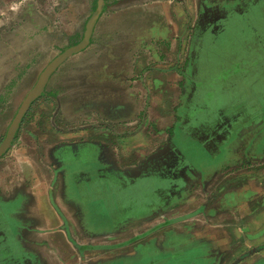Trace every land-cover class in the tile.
I'll return each instance as SVG.
<instances>
[{
	"label": "rangeland",
	"instance_id": "1",
	"mask_svg": "<svg viewBox=\"0 0 264 264\" xmlns=\"http://www.w3.org/2000/svg\"><path fill=\"white\" fill-rule=\"evenodd\" d=\"M193 1L0 0V144L41 72L64 50L82 41L99 10L87 43L55 67L37 101L36 113L26 115L17 136L0 155L1 196L11 194V187L23 198L17 215L22 221H11L10 208L0 211L5 215L2 244L10 249L14 264H240L243 259L242 264H264V157H233L227 163L215 164L225 157L211 159L206 154L203 142L212 123L203 124L204 117L194 126L202 147L195 138H186L177 130L172 139L176 154H164L166 162L172 159L176 164L164 165L160 173L152 168L150 172L140 170L145 153L170 135V130L158 133L159 127L151 122L133 123L125 132L118 130L117 135L103 140L118 153L113 167L126 166L132 169L130 174L127 170H101L105 176L90 174L88 180L83 163L90 158L68 153L61 162L62 173L46 174L40 164L35 166L34 152L46 149L47 140L55 143L68 138L73 142L81 133L78 126L87 121L92 110L83 109L93 103L94 86H105L104 76L129 66L138 73L147 61L149 65L160 64V68L182 66V50L188 46L184 41L190 37L188 10ZM163 9L166 13L174 10L177 20L164 15ZM217 55L246 60L245 53L227 46V37L218 44ZM156 56L160 63L154 60ZM259 64L256 72H261L262 87L264 64ZM94 78L100 82L95 84ZM206 81L214 90L219 88V77ZM136 89L144 97V91ZM146 93L148 96L149 90ZM116 96L124 98L120 92ZM217 96L212 103L233 97L228 93ZM237 101L239 97L233 102ZM221 112L228 113V118L243 114V110ZM32 116H37V121L29 124ZM53 127L64 130L53 133ZM149 155L158 157V153ZM209 161L214 163L211 170L206 167ZM190 166H196L198 173H188ZM57 178L68 185L65 190ZM20 192L28 198L24 200ZM46 194L55 200L57 210L60 197L73 202L67 211L76 212L73 220L65 212L64 221L54 216L56 222L52 223L36 214L33 202L40 198L42 203ZM14 210L19 214V209ZM14 226L20 231L12 230ZM224 235L228 237L222 239ZM9 255L0 249V264H11Z\"/></svg>",
	"mask_w": 264,
	"mask_h": 264
},
{
	"label": "crops",
	"instance_id": "2",
	"mask_svg": "<svg viewBox=\"0 0 264 264\" xmlns=\"http://www.w3.org/2000/svg\"><path fill=\"white\" fill-rule=\"evenodd\" d=\"M191 7L192 9L188 10L191 17L190 29L188 30L190 37L189 41L187 39L184 41L186 46L188 42V46L186 51L182 50L184 54L182 66L167 69L164 66L160 68V64L157 63L159 69L151 74L154 77V81L149 86V90L152 92L151 101L163 103L161 110L160 105L158 107L149 106L148 112L151 120H148V123L151 122L159 127L160 134L170 130L174 136L178 130L186 135V138H195V143L202 147V143L197 141L196 127H194L199 120L186 119L183 116L189 109L190 102L188 101L191 97L188 95V86L190 85L189 80L192 79L194 86L205 88L198 90L200 93L206 91L210 99L206 98L205 101L197 99L198 102L194 99L196 100V107L206 103L207 109L211 112L214 111L215 114L223 110H243L242 116H240L241 112H238L237 116L232 118H228V113L221 112L218 114L222 116L219 119L224 120L219 126L221 132L215 136H205L207 139L203 142V146L206 145V154L211 159L220 155L225 157L215 164L227 163L226 161L233 157L244 159L253 156L262 158L264 157V85L260 87L263 78L259 70L256 72V66L260 67V61L264 64V0H194ZM163 14L172 20L178 18L174 10L170 12L168 10L166 13L163 9ZM224 37H227V46L229 44V46L234 47L236 52L246 54L245 62L242 59H233L229 55H226L227 57L217 55V46ZM257 53H260L261 56L255 57ZM178 57L180 60V53ZM157 58V62L160 63L159 56ZM214 76L220 78V85L216 90L212 88V84L206 81V79ZM195 81L199 83V86L195 84ZM223 93L232 94L231 101L212 103L215 98L220 97L217 95ZM237 97L240 101L233 102ZM249 97L253 101L248 100ZM173 100L176 108L172 115V121V118H169L171 113L169 108ZM209 105L213 108H209ZM157 112H160V117ZM156 118L160 121L157 122ZM230 126L233 130H230ZM168 139L169 137L161 140L160 150L165 149L164 146ZM52 157L54 158L55 155L52 154ZM208 163L209 165L206 167L210 168L209 170L214 168V163L210 164V161ZM37 164L36 161L35 166ZM190 167L189 170L187 169L188 173H198L196 166ZM42 172L45 173L43 169ZM1 190L3 191V189ZM9 191L12 193L5 195L7 200L0 205L2 212L5 213L4 210L10 208V214L13 216V219L10 220L12 222L22 221V217H17V215L20 216L22 207L20 197L15 195L11 187ZM33 194L37 197L36 192ZM33 203L35 213L44 215V219L51 223L56 222L54 216H57L60 221H64L62 219L64 212L65 216L69 215L72 220L73 216L76 215L73 209H70L68 214L69 204L65 205L61 200L57 204L60 209L57 210L53 201H49L48 194L42 203H40V198H36ZM71 205L74 206L73 202ZM11 208L12 210L19 209V214H15ZM114 211L112 209V212ZM256 218L253 217V221ZM17 229L19 228L14 226L12 230ZM226 237L228 236L224 235L222 239ZM244 261L245 259L240 264Z\"/></svg>",
	"mask_w": 264,
	"mask_h": 264
},
{
	"label": "flooded vegetation",
	"instance_id": "3",
	"mask_svg": "<svg viewBox=\"0 0 264 264\" xmlns=\"http://www.w3.org/2000/svg\"><path fill=\"white\" fill-rule=\"evenodd\" d=\"M97 2H99L100 0H96ZM94 1V2H96ZM103 1V0H102ZM105 1V0H104ZM84 38V37H83ZM83 40V39H82ZM157 57V56H156ZM154 60H157L154 59ZM158 61V60H157ZM154 62V61H152ZM155 65V66H154ZM143 64V69H139L138 73L135 72L130 66L129 69H125V70H121V71H114L109 73V76H104V83L105 86L104 87H97V85L94 86L95 93L93 96V103L89 106H86L87 108H84L83 110H91V114L87 116V121L83 122L82 124H80L79 127V132L81 133H77L76 136L74 137V141L73 142H69L67 141V139L62 140L63 138H60V140L62 141H56L55 143L51 140H47L48 142H46V145L44 143L43 147H46V149H36L35 150V154H34V161H37L38 164L41 165L42 169L45 171L46 174L50 173V174H59L62 173V171L60 170V168H62L61 166V162L62 160L65 158V154L68 153L69 156H80V155H87L90 160L89 161H85L83 163L84 165V169L86 170V174H88L87 178L88 180H90V174H93L94 176L98 174V176H105L102 172L105 171H109V170H113V171H117L120 172L122 170H127L130 171L132 169L127 168L126 166H122V167H118V169H115L113 167V161H116L117 159V155L118 153H116V149L114 148L113 145H108L106 144L103 140L105 139H111L114 135H117L118 133H116L118 130H121L122 132L126 131V128H128V125H131L133 123H135V126H138L140 124H148V120L150 119V115L148 112V108L149 106L153 105V106H159L160 102L156 101L154 103V101H151V97H152V92H150V88L149 86L151 85V82L154 81V77L151 75L152 72L156 71L159 69L157 63L156 64H152L149 65L148 61ZM58 67V66H57ZM56 67V68H57ZM53 72H51L48 76V78L46 79L43 88L40 92V94L29 103V107L28 109L24 112L18 127L16 128L13 138L15 136H17V132L19 131V129L21 128V126L23 125V123H25L26 120V115L33 111L36 113V104L37 101L39 99V97L41 95H43L45 93V88L47 86V83L51 77ZM146 81H149V84L146 83ZM94 82L95 84L99 83L100 81H97L96 78H94ZM192 79L189 80L190 85L188 86L189 91H188V95L191 97L190 100L188 102H190L189 104V109L186 110L185 116L186 119L191 118V119H199V118H205L204 119V123L203 124H209V129H208V134L207 136H215L216 134L220 133V124L221 122H223L224 120L219 119L220 115L219 112H217L216 114L211 111L207 110V105L206 103L196 107V100H203L205 101L206 98H208V95L205 92V94L200 93V91L198 89H205L203 87H196L192 84ZM195 84H197L199 86V83L197 81H195ZM138 87L141 88V90L144 91V97L140 96V94L138 93L139 91L136 89ZM196 87V88H194ZM103 88V89H101ZM106 89H108V94L106 93ZM149 90V95L147 96L146 92ZM118 92H120L121 95H124V98H117V94ZM155 93V92H154ZM159 94V93H157ZM196 99V100H194ZM209 99V98H208ZM197 100V102H198ZM210 100V99H209ZM21 105V103H20ZM19 105V106H20ZM45 108H48L49 103L45 102L44 103ZM42 106V105H41ZM176 108L175 105V101L173 100L170 103V114H169V118H172L173 121V112L174 109ZM39 115L41 114V111H37ZM158 116L160 117V112H157ZM238 114V113H237ZM37 115V116H39ZM52 115V114H51ZM37 116H32V118L29 120V124H33L37 121ZM47 116V114L45 115ZM182 116V118H183ZM215 116V117H214ZM51 117V116H50ZM158 117V118H159ZM156 118L155 120L157 122L160 121V119ZM201 120H199L200 122ZM203 121V120H202ZM60 126L62 124H59ZM212 125V127L210 128V126ZM58 126V124H57ZM201 127H203L204 125H200ZM56 127V126H55ZM206 128V126H204ZM53 133H59V131L64 130L62 127L61 128H54L53 127ZM206 130V129H205ZM228 132V131H227ZM160 133V132H158ZM229 133V132H228ZM6 136V133H4ZM120 134V133H119ZM64 135V134H61ZM67 136V135H66ZM171 139H173V135H172V131H170V135H169V139L167 140L165 146H164V150L162 152V154L160 155V143L156 146H154L150 151L146 152L144 155V159L140 162V169L141 171H146V172H150L151 168L153 169L152 172H156V173H160L162 170V167L164 165H171L173 167L174 163L173 160L171 159L169 162H166V158H168L167 156L164 157V154H166L167 152L169 153H173L176 154V152H174V147L172 145V141ZM106 141V140H105ZM109 143L111 141H108ZM152 144V142H151ZM42 147V148H43ZM114 148V149H113ZM114 150V151H113ZM72 151V153H71ZM152 153H158V157L155 156H150L149 154ZM52 154L55 155V157H52ZM149 155V156H148ZM158 158V159H157ZM171 163V164H169ZM121 165V164H120ZM100 170H97V168ZM82 169V168H81ZM64 170V169H63ZM102 170V172H101ZM187 171V170H186ZM134 173V170L132 172V174ZM167 178H173V177H167ZM116 180V179H115ZM128 180H130V177L126 178L123 180L124 183H126ZM101 182H108L107 180H101ZM57 183L59 185L60 188H64L65 190V186H68L67 184L65 185L61 179V181L59 180V178H57ZM53 186V185H52ZM13 191H15V188H12ZM87 190H91V188H87ZM1 193V192H0ZM15 193V192H14ZM16 195V193H15ZM20 196H24L26 200L28 198V196L26 194H22V192H20L19 194ZM18 196V195H16ZM9 198V197H8ZM49 201H53L54 199L51 198L50 196H48ZM61 202L64 203L65 205L68 204H72V202L67 201L65 198H61ZM7 200L6 196L0 194V205ZM23 200V198H20V201ZM55 201V200H54ZM22 202V201H21ZM0 211H2L1 206H0ZM0 218H2V216L0 215ZM4 218H2V220H0V249H1V253H7L8 255L10 254V249H8V247H6L4 244H2V238H5V233L3 228H1V224L3 222H5L3 220ZM7 226V224H6ZM5 226V228L7 229V227ZM8 230V229H7ZM16 231H20V228L17 229ZM2 236V237H1ZM10 256V255H9ZM12 258V263L14 264L15 259H13V256H10ZM19 262V261H17Z\"/></svg>",
	"mask_w": 264,
	"mask_h": 264
},
{
	"label": "water",
	"instance_id": "4",
	"mask_svg": "<svg viewBox=\"0 0 264 264\" xmlns=\"http://www.w3.org/2000/svg\"><path fill=\"white\" fill-rule=\"evenodd\" d=\"M98 12H99V10L94 14L92 20L88 23L83 40L79 44L71 46V47L67 48L66 50H64L60 55H58L54 60H52L45 67V69L41 72L36 85L29 91V93L25 97L24 101L20 105V108H19L18 112L16 113V115L13 118V120L11 121V124L9 126L8 131H7V134L4 137L2 143L0 144V155L7 149L8 145L10 144V141L13 138L14 132H15L16 128L18 127V124H19L24 112L27 110V108L29 106V103L38 94H40V92H41V90L43 88V85H44L46 79L48 78L49 74L55 69V67L63 59H65L71 53L80 50L87 43L88 38H89V34H90V30H91V27H92V24H93V19H94V17L97 16Z\"/></svg>",
	"mask_w": 264,
	"mask_h": 264
},
{
	"label": "trees",
	"instance_id": "5",
	"mask_svg": "<svg viewBox=\"0 0 264 264\" xmlns=\"http://www.w3.org/2000/svg\"><path fill=\"white\" fill-rule=\"evenodd\" d=\"M94 1H96V0H94Z\"/></svg>",
	"mask_w": 264,
	"mask_h": 264
}]
</instances>
